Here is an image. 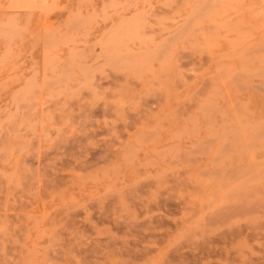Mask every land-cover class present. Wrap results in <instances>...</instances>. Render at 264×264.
<instances>
[{
	"label": "rangeland",
	"instance_id": "obj_1",
	"mask_svg": "<svg viewBox=\"0 0 264 264\" xmlns=\"http://www.w3.org/2000/svg\"><path fill=\"white\" fill-rule=\"evenodd\" d=\"M0 264H264V0H0Z\"/></svg>",
	"mask_w": 264,
	"mask_h": 264
}]
</instances>
